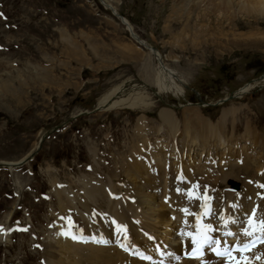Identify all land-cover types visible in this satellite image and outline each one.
Listing matches in <instances>:
<instances>
[{"label":"rangeland","instance_id":"obj_1","mask_svg":"<svg viewBox=\"0 0 264 264\" xmlns=\"http://www.w3.org/2000/svg\"><path fill=\"white\" fill-rule=\"evenodd\" d=\"M215 4L0 0V264H96L88 260L90 251L67 255L75 244L71 239L97 232L83 201L91 212L108 216L105 202L99 198L100 207L86 200L82 186L95 181L127 197L124 186L135 181L126 177L125 161L151 174L167 160L170 178L181 175L184 203L213 201L220 184L219 199L241 194L249 208L248 185L254 195H264V15ZM113 14L157 50L185 97L155 95L157 61ZM245 85L254 88L234 97ZM119 86L135 88L150 107L100 110L99 100ZM162 109L173 111L178 129L173 137L163 133L168 126L158 118ZM191 138L201 140L190 147ZM139 142L142 150L134 157L132 145ZM35 147L29 162L6 165ZM225 152L228 157L221 159ZM187 180L201 189L189 192ZM228 180L242 192L224 191ZM62 206H67L63 214ZM148 257L144 254L145 263L151 262Z\"/></svg>","mask_w":264,"mask_h":264},{"label":"bare ground","instance_id":"obj_2","mask_svg":"<svg viewBox=\"0 0 264 264\" xmlns=\"http://www.w3.org/2000/svg\"><path fill=\"white\" fill-rule=\"evenodd\" d=\"M210 1H218V4H215L214 7L220 5L222 8L229 9L237 4L240 8L244 7L243 10L246 15H264V0H256L259 6L250 5V1L252 0H196L197 5L202 3L209 5ZM119 18L121 17L119 16ZM121 21L125 23L122 18ZM135 39L146 49H148V47L149 49L151 48L146 42L139 38ZM149 51L151 52V50ZM152 54L157 61L156 74L153 82L157 88V93H155V95L161 100L162 96L163 99L168 98L166 97L168 94L177 99L185 97L184 88L176 83L175 72L166 67V65L161 62V58L158 59V56L160 57L158 52H155L156 55L154 53ZM253 86L254 85H245L235 93L234 97L238 98L240 95L249 93L250 90L254 88ZM141 95L142 94L138 93L133 87L131 90L126 91L123 86H119L100 99L97 106L104 111H111L114 109L145 111V109L150 107V104L146 102L147 100H144ZM172 112L168 109H162L158 113V118L168 126L166 127L167 130L163 129L165 131L163 133H169V135L173 137L176 135L178 129ZM188 112L195 111L188 110ZM143 121L144 117L139 118L137 121V128L143 125ZM154 131L159 133L161 130L157 128L154 129ZM185 134L187 137H193L192 132H186ZM217 138L221 140V137ZM198 140L191 138L190 147H192V145L196 146V141ZM140 142L143 145L147 141L142 140ZM140 142L134 144L136 148H133L132 145L133 151L131 155L134 157L141 149ZM202 142L205 141L202 140L200 143ZM256 142L259 143L258 138ZM36 147L21 161L17 163H8L6 165L13 167L30 159L33 153L38 149H36ZM160 147L162 148L164 145ZM168 165L169 163L165 161L163 164L157 163L156 166L154 165L156 169H153L154 171L148 174L147 170H145L146 168L140 165H132V163L130 164L125 161V167L122 169H124L126 177L134 178L135 182L133 184L128 183L124 186L127 197L120 198L115 196L111 199L112 202L107 199H110L112 192H115L114 189H112V191L110 190L111 187L109 189L108 187L95 183V181L91 182L85 180L82 186L83 193L86 195H83L84 198L90 202L96 203V205H99V198L104 201L106 204L104 207L107 209L105 212H107L113 220L112 222H108L106 218L102 217L98 212H91L83 201V203H81L83 211L86 210L89 213L88 215H91V219L95 221L96 236L92 234L93 237L83 241L78 238L71 239L75 244L69 245L68 250H72V252H68V257L72 256L73 253H85V251H90V254L93 255H89L88 260L90 263L96 260V264H166L167 262V264H170V262L171 264H264V244L258 245L254 250L244 256L232 254L227 259H216L214 256L215 251L226 252L233 246H241L254 240L264 239V231H261L260 227L255 228L257 221L260 222L264 220V205L259 204V208L252 210L249 208V204H243V202H246V200H244L246 196L241 194L240 198L235 199L224 194L221 197L222 201L219 199L213 202L205 198V200L202 199L195 204H192L190 201L184 203V199H181L183 197L181 191L182 182H180L181 175L175 180L171 179L170 175H172V173ZM159 172L160 175L163 173L162 178L158 177ZM197 173L202 172L198 171ZM176 187H179V189ZM155 191L158 192L156 196L154 194ZM122 201H124V203H122ZM66 202L70 203L69 198L66 199ZM210 204H214L213 207L216 211V220L212 219L209 209ZM238 204L241 205L242 209L243 207L245 209L243 211L239 210ZM66 208L67 206H62V214L66 212ZM242 212L245 213L244 216H247L245 220L242 219ZM250 219L253 221V226L249 225ZM219 220L221 222H219ZM173 224H175L174 227ZM183 224H185L184 228L188 231V224H192L191 234L181 229ZM167 225L169 226L167 227ZM207 226H210L211 231L207 230ZM246 229L252 232L253 235H244ZM173 230H175V232ZM144 232H148V234L144 236ZM177 232L179 233L177 234ZM217 233L221 235H216ZM227 233H231V235H227ZM183 234L184 241L179 244V236ZM205 237L210 238L211 245L204 249L203 258L194 261L188 260L186 258L187 254L193 247L202 245L204 241H207ZM166 238H168V241L164 243L163 240ZM194 238L196 240L195 244L193 243ZM157 239L161 241L159 244H156ZM119 245L126 246L128 250H131L133 253L137 252L141 254L142 257H128L123 251L119 250ZM144 254L151 258L150 263H145ZM52 258H55L54 254H52ZM162 258L167 259L163 262L161 260Z\"/></svg>","mask_w":264,"mask_h":264},{"label":"snow or ice","instance_id":"obj_3","mask_svg":"<svg viewBox=\"0 0 264 264\" xmlns=\"http://www.w3.org/2000/svg\"><path fill=\"white\" fill-rule=\"evenodd\" d=\"M249 225H250V226H253V221H252L251 219L249 220ZM260 229H261V231H264V222H261V224H260ZM207 230H208V231H211L210 226H207ZM227 235H231V233H227ZM244 235H246V236H251V235H253V233L250 232V231H248V230L246 229L245 232H244ZM205 239H206V240H209L210 238L205 237ZM193 243H194V244L196 243L195 238L193 239ZM217 243H218V242H217ZM249 248H250V245L245 244V245L243 246V249H238V250H247V249H249ZM218 254H219V253H218Z\"/></svg>","mask_w":264,"mask_h":264},{"label":"water","instance_id":"obj_4","mask_svg":"<svg viewBox=\"0 0 264 264\" xmlns=\"http://www.w3.org/2000/svg\"><path fill=\"white\" fill-rule=\"evenodd\" d=\"M42 141V140H41ZM29 160V159H28ZM28 160H26V161H24V162H27ZM21 164H23V163H21ZM21 164H18V165H15V166H19V165H21Z\"/></svg>","mask_w":264,"mask_h":264}]
</instances>
